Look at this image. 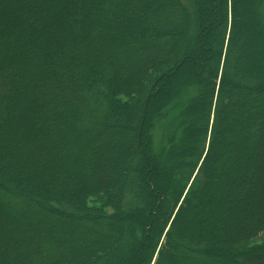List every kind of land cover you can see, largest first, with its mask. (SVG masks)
I'll return each instance as SVG.
<instances>
[{"label": "trees", "instance_id": "16d2710c", "mask_svg": "<svg viewBox=\"0 0 264 264\" xmlns=\"http://www.w3.org/2000/svg\"><path fill=\"white\" fill-rule=\"evenodd\" d=\"M0 215V264H264V0H0Z\"/></svg>", "mask_w": 264, "mask_h": 264}, {"label": "rangeland", "instance_id": "374dc122", "mask_svg": "<svg viewBox=\"0 0 264 264\" xmlns=\"http://www.w3.org/2000/svg\"><path fill=\"white\" fill-rule=\"evenodd\" d=\"M216 25L219 26L218 22L216 23ZM247 29H248L247 30L248 31L247 35L248 36L249 35H252V31L249 28H247ZM188 118L190 120H194L196 123H198V126H199V124H201L200 121L202 119V114H199L198 117L196 115L190 114ZM69 139L71 140V137ZM224 143L225 142H223V145H222V148L223 149L228 147V145H226V144L224 145ZM112 149H115V145H112V148L102 149L101 152H102V154L104 156H107V155L113 153V150ZM238 152H239V154H241V156L245 155L244 154V151H241L240 152L239 150L236 151L235 154L238 153ZM220 157L218 159L219 160H223L224 158H227L228 156H227V154H225V155H222ZM183 159H186L188 161V165L189 166H192V163H191L192 157H185ZM101 168L104 171H107V170L112 169L111 167H107L106 164H103ZM161 168H163V167H161ZM227 206H229V205H227ZM194 209L195 210H194V213L192 215H194L195 213H197L201 209V207H196ZM39 217H41L40 219H44L42 216H39ZM3 220H4V216L3 215L2 216L0 215V240H2V241H3V238H5L6 236L9 235V233L7 231L8 230V228H7L8 227V224L7 225L6 224L4 225L3 223H1V221H3ZM206 221H207V219H206ZM16 222L18 224L19 229L21 231H23V232H26V233H29V231H31L35 226L36 227H38V226L47 227L46 222L36 221V220H33V219H31V220H24L22 217L20 219H17ZM199 224H200V221L199 220H192L191 221V225H190V230L196 229L197 226H199ZM78 230H79L78 227L71 228V229H68L67 228V229L64 230L65 232L64 233H61V234L65 236L66 234H72V232H73V234L76 235L77 232H78ZM90 237H91V235L89 233H85L84 240L86 241V243L88 242V240L90 239ZM263 243H264V234L260 235L257 239L253 240L252 242H250L248 244H244V245H242V246H240L238 248H241V249H245V248L246 249H248V248L254 249V248H257L258 246L262 245ZM178 264H180V263H178Z\"/></svg>", "mask_w": 264, "mask_h": 264}]
</instances>
